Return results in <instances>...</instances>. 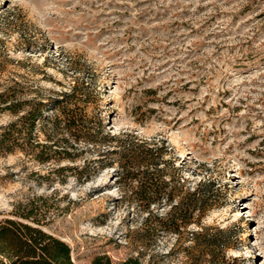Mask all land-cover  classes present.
<instances>
[{"label":"rangeland","instance_id":"374dc122","mask_svg":"<svg viewBox=\"0 0 264 264\" xmlns=\"http://www.w3.org/2000/svg\"><path fill=\"white\" fill-rule=\"evenodd\" d=\"M75 86L70 108L121 136L108 150L167 146V180L181 196L215 181V206L175 231L166 198L147 209L130 176L94 169L116 155L42 163L17 150L0 155V221L42 228L75 264H207L202 227L225 231L227 260L264 264V0H0V93L50 103ZM16 119L0 113V134Z\"/></svg>","mask_w":264,"mask_h":264},{"label":"trees","instance_id":"16d2710c","mask_svg":"<svg viewBox=\"0 0 264 264\" xmlns=\"http://www.w3.org/2000/svg\"><path fill=\"white\" fill-rule=\"evenodd\" d=\"M75 88L76 86L72 92L64 93L61 99L51 100L50 103L36 100L10 101L12 96L0 93V113L10 112L17 117L0 134V155L21 150L42 163L51 160L75 162L87 150L98 147L100 153L102 151L104 155L116 157L109 158L107 162L99 159L97 163L101 164L94 169L117 167L130 176L133 182H137L133 194L141 203H146L147 209H150L149 205L155 198L167 199L171 205L168 216L170 229L173 227L175 231H179L181 227L188 228L192 224L200 226L202 218L215 206L213 197L219 192L216 182L205 180L193 191H187L181 196L178 192L183 187L181 182L175 181L172 176L171 180H167L170 166L169 161L165 160L167 146L132 139L129 143L118 146L119 149L108 150V139L115 141L121 136L90 126L80 108H70L71 104L78 103ZM51 111L56 114L49 116L47 113ZM41 132L46 136L47 143L40 142ZM88 168L72 166L67 170H72L79 178L89 181L94 174L86 172ZM22 218L29 221L31 215H22ZM211 231L210 227H202L193 234L196 238L208 239L207 264H236V259L227 260L224 255L229 244H218L215 240L225 234V231L217 228L215 234H210ZM218 253L223 254L221 258H218ZM0 255L3 257L0 264H75L71 259V248L66 242L40 227L12 219L0 221ZM92 264L112 262L107 256H99ZM122 264L139 263L129 260Z\"/></svg>","mask_w":264,"mask_h":264}]
</instances>
